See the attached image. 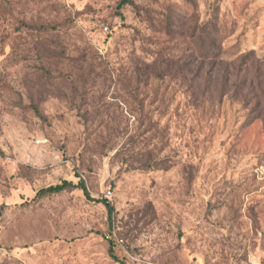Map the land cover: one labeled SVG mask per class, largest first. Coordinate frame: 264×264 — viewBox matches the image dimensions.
Wrapping results in <instances>:
<instances>
[{"label": "rangeland", "instance_id": "obj_1", "mask_svg": "<svg viewBox=\"0 0 264 264\" xmlns=\"http://www.w3.org/2000/svg\"><path fill=\"white\" fill-rule=\"evenodd\" d=\"M120 2L0 0V264H264V0Z\"/></svg>", "mask_w": 264, "mask_h": 264}, {"label": "trees", "instance_id": "obj_2", "mask_svg": "<svg viewBox=\"0 0 264 264\" xmlns=\"http://www.w3.org/2000/svg\"><path fill=\"white\" fill-rule=\"evenodd\" d=\"M129 3H130V0H121L119 7L129 4ZM73 189L80 190L88 201H93V202L102 204L104 208L106 209L109 220L111 219V216L114 212L113 206L106 199L91 198L85 186L84 181L81 179H79L76 183L70 180H61L59 183L49 185L46 187H41L36 191L33 200L39 201L41 199H44V198H47V197H50L56 194H60L68 190H73ZM108 255L113 260V262L116 264H127L124 259H119L115 255L112 244L109 245Z\"/></svg>", "mask_w": 264, "mask_h": 264}, {"label": "built area", "instance_id": "obj_3", "mask_svg": "<svg viewBox=\"0 0 264 264\" xmlns=\"http://www.w3.org/2000/svg\"><path fill=\"white\" fill-rule=\"evenodd\" d=\"M106 198H110V191L107 192Z\"/></svg>", "mask_w": 264, "mask_h": 264}]
</instances>
